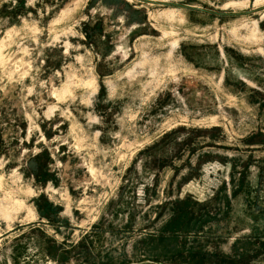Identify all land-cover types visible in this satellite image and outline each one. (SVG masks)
I'll return each instance as SVG.
<instances>
[{
    "label": "rangeland",
    "instance_id": "obj_1",
    "mask_svg": "<svg viewBox=\"0 0 264 264\" xmlns=\"http://www.w3.org/2000/svg\"><path fill=\"white\" fill-rule=\"evenodd\" d=\"M197 263L264 264V0H0V264Z\"/></svg>",
    "mask_w": 264,
    "mask_h": 264
},
{
    "label": "trees",
    "instance_id": "obj_2",
    "mask_svg": "<svg viewBox=\"0 0 264 264\" xmlns=\"http://www.w3.org/2000/svg\"><path fill=\"white\" fill-rule=\"evenodd\" d=\"M85 34L88 35L89 33L85 30ZM42 158H45V160H49L50 159L49 153L47 151L43 150V151L35 154L29 160L28 165L30 168L31 175H34L35 177H40L43 169H45V164L40 163V159H42ZM178 212L179 211H173L172 212V218H171L170 222H169V219L167 220V223L164 225V230H163L161 235L169 234L171 237L174 238V236L176 235L175 233H177L179 231V225L184 226V223H180V221H179L180 218L183 216H188V220H189L190 216H192L194 214L192 211H182L181 214L177 215ZM169 226H171L170 230H169ZM198 254L202 257L200 252ZM207 256H208L207 254H204V257H207ZM197 264H199V263H197Z\"/></svg>",
    "mask_w": 264,
    "mask_h": 264
}]
</instances>
